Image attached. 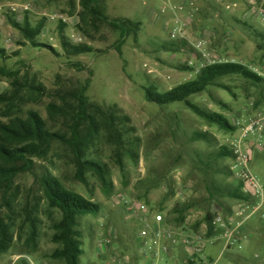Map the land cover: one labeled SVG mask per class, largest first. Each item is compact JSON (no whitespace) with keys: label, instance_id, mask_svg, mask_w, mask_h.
Segmentation results:
<instances>
[{"label":"rangeland","instance_id":"obj_1","mask_svg":"<svg viewBox=\"0 0 264 264\" xmlns=\"http://www.w3.org/2000/svg\"><path fill=\"white\" fill-rule=\"evenodd\" d=\"M80 1L0 0V50L6 53L5 58H0V68L18 72L23 81L28 80L45 89L44 95L36 102L28 97L18 102L12 114L23 116L28 111H36L50 129L59 130L60 126L49 118L48 105L60 104L57 97L76 89L90 78L91 71L93 77L88 92L89 100L105 108L116 106L120 115L129 119V127L133 132L125 135L124 141L133 145L135 159L124 157L121 167L114 160L113 147L108 146L104 139L96 143L92 154L107 168L109 182L113 185L109 195L90 173L85 176L86 185L76 181L72 156L58 144L47 161H34V172L22 174L16 180L20 193L11 213L15 221L12 230L14 243L7 254L0 256V264H61L50 257L58 248L51 242V238L54 234L53 221L59 219V214L51 213L45 201L39 203L40 239L38 249L33 254L26 253L28 231L21 233L24 210L29 203L39 202L43 197L38 179L48 172L68 190L101 207L98 216L87 217L82 221L81 230L89 238L84 241L85 253L80 260L81 264H104L105 259L113 255L137 259L141 226L133 215L126 212L122 204L124 198L166 210L174 230L189 235L200 231L204 225L198 227V224L205 216H215L228 201L227 198L212 195V178L195 170L193 160L198 150L210 152L227 146L232 135L208 126L182 104L159 107L149 103L143 89L155 85L160 92L165 93L194 80L199 66L197 59L189 53L192 52L193 44L202 37L213 38L210 53L217 59H236L250 71L264 76V50L259 48L261 42L245 26L247 24L264 32V19L260 16L264 0H132L137 2L139 9L145 3L149 16L136 17V21L142 23L139 37L137 41L129 39L121 54L114 48L118 35L107 27L100 26L98 31L93 30L92 40L84 38L76 29L80 23ZM129 1L105 0V15L110 19L124 16L133 18L132 10L138 6L135 4L137 7H134ZM191 2L196 10L188 16L193 20L188 21L190 48L175 54L162 51L161 45L169 41L168 28L174 26L175 16L171 8ZM25 6L29 7V11L20 14L11 12L12 7L22 9ZM55 13L65 16L63 23L67 28L64 35L70 41L88 44L96 53L68 60L59 44V22H52L48 18ZM26 16L34 25L42 19L47 20L38 41L53 47L61 56L47 49L19 45L22 42L21 35L13 28L10 20L21 24ZM7 35L12 36V42H7ZM78 40L81 41L76 42ZM187 67L193 70H187ZM11 81L7 77H0V95L11 91ZM219 83L227 90L213 87L193 97L191 101L203 110L223 114L230 123L233 118L248 116L252 103L260 101L264 104V85L255 86L238 77L227 78ZM26 95L27 91L24 90L23 96ZM17 108L21 112L16 113ZM0 121L7 120L0 116ZM196 132L210 133L214 143H191L189 137ZM252 155L255 156L252 171L264 180V171L260 169L264 164L261 162L264 160L263 151L253 150ZM229 164L223 162L222 167H228ZM216 179L221 186L237 182L234 177L225 179L221 175ZM182 209L186 210V219H190L186 228L175 221L178 216L173 214L174 210ZM2 213L10 216L5 209ZM251 225H257L255 231L259 230L262 235L259 238H264V220L253 218L248 223V226ZM263 242L260 239L255 243L261 246ZM179 248L173 251L169 261L159 264H185L186 252H179ZM209 253L210 248L207 247L206 254ZM220 253L221 250L216 249L215 255ZM258 262L254 259V263ZM223 263L227 264L226 255Z\"/></svg>","mask_w":264,"mask_h":264},{"label":"trees","instance_id":"obj_2","mask_svg":"<svg viewBox=\"0 0 264 264\" xmlns=\"http://www.w3.org/2000/svg\"><path fill=\"white\" fill-rule=\"evenodd\" d=\"M105 0H81L80 1V23L76 29L84 36L92 40L93 30L98 31L100 26L107 27L111 32L118 35L115 49L122 53V48L129 39L137 41L141 32L142 23L129 20L124 17L110 19L105 15ZM71 16L73 14L71 13ZM13 28L21 35L20 46L30 45L35 49H47L56 56L58 54L53 47L38 41L43 34L46 19H42L37 24H32L26 16L23 23L18 24L10 20ZM248 27L257 41L261 42L259 48L264 50V32L255 30L250 25ZM67 26L59 21L58 39L59 44L68 60L83 55L95 54V49L84 43H74L70 41L64 32ZM162 51L175 54L187 51L190 48L187 42H170L161 45ZM190 55L199 59L198 53L193 49ZM6 53L0 50V58H5ZM75 66L76 65H72ZM78 66V65H77ZM187 70H193L187 67ZM90 78L81 83L71 92L63 93L57 98L60 104L51 103L47 107L50 120L59 125V130L49 128L44 118L36 111H28L23 116H13L14 109L18 102L26 100L28 97L32 102L40 99L45 93V89L35 86L33 82L23 81L19 78V73L4 68H0V77L11 79V91L0 95V256L5 255L12 248L14 236L12 230L15 221L11 213L18 201L20 188L16 187V180L22 174H30L34 171V161H47L53 152L55 145H60L72 156V163L75 167V179L86 185V174L94 175L100 182L103 191L109 195L113 185L109 182V173L105 165L98 159L93 158L92 151L97 142L105 140V143L114 148V160L122 167L123 158L135 159L133 145H128L124 141L125 135L133 132L129 127V119L120 115L116 106L108 108L99 106L89 100L88 92L92 85V72ZM238 77L252 85H264V79L259 77L248 67L240 64H220L208 66L201 69L194 80L185 82L171 91L162 93L155 85L144 87L146 100L159 107H167L176 104L186 106L193 114L202 119L208 126L216 128L219 132L232 135L235 128L228 118L223 114L201 109L191 100L207 92L210 88L219 87L225 90L226 87L220 85V81ZM27 95L23 96V91ZM260 101L254 102V108L263 107ZM21 112L17 108L16 113ZM189 141L214 143L210 133H193ZM194 168L205 177H211L212 195L227 198L228 200L245 201L247 198L242 194L239 183L221 186L217 181V176L225 179H233V172L230 164L234 159L233 152L228 146L218 147L210 152L196 151L194 155ZM223 162H230L228 167H222ZM43 197L39 202L29 203L24 210V221L21 226V233L28 231L26 238V253L33 254L38 249L40 239V219L38 217L40 202L45 201L48 210L59 214V219L53 221L54 234L51 242L58 248L50 256L53 261L61 264H81L80 260L84 256V241L89 238L84 236L81 230L82 221L87 217L98 216L101 207L87 200L83 196L68 190L63 183L51 173L44 174L38 179ZM7 210L10 216H5L2 211ZM164 209H160L163 211ZM185 209L174 210L177 215L175 221L185 227ZM213 215L208 214L198 227L206 225L207 238H215L220 231L213 225ZM54 219V215L52 220Z\"/></svg>","mask_w":264,"mask_h":264},{"label":"built area","instance_id":"obj_3","mask_svg":"<svg viewBox=\"0 0 264 264\" xmlns=\"http://www.w3.org/2000/svg\"><path fill=\"white\" fill-rule=\"evenodd\" d=\"M195 10V5L192 2L171 8L175 20H173L174 26L168 28L170 42H190V26L185 17ZM24 11H29V7L11 8V12L15 14ZM260 16L264 19V7L260 11ZM48 18L52 22H65V16L60 13L52 14ZM1 28L2 23L0 22V30ZM212 41V37H202L193 44L194 50L199 55L198 72L205 67L220 64L243 65L236 59H217L214 57L210 53ZM7 42H12L11 35H7ZM255 74L264 79V76ZM250 108L248 116L232 119L231 125L235 128V132L230 136L227 144L234 155L230 169L247 200L242 202L228 200L221 212L213 217V225L220 231L217 237L207 238L208 229L206 225L201 227L197 233L190 235L185 232H177L168 220L166 210L160 211L144 203H137L126 198L122 199L126 212L133 215L141 226L138 235L139 253L137 258L144 264L165 262L172 257L173 251L179 247H183L187 252L185 264H224L223 258L226 253L244 250L248 240L244 233V227L253 218L258 217L264 220V180L252 171L255 158L252 155L253 150H262L264 157V106L253 109L254 103H252ZM189 223L190 219H187L184 228ZM216 242H220L223 249L217 258H210L206 254V248ZM255 260L264 263V258L260 255H256ZM104 264H134V262L122 256L113 255L106 258Z\"/></svg>","mask_w":264,"mask_h":264},{"label":"crops","instance_id":"obj_4","mask_svg":"<svg viewBox=\"0 0 264 264\" xmlns=\"http://www.w3.org/2000/svg\"><path fill=\"white\" fill-rule=\"evenodd\" d=\"M129 4H131V5L133 4L134 7L138 6L137 2H134L132 0L129 1ZM135 4H137V6H135ZM132 14H133L132 15L133 18H128V17H125V16H124V18H127V19L135 21V22H141V21H136V17H140L141 16V18H147V16H149V15H148V9H147L146 4L145 3L143 4L142 9H139V6H138L137 9L132 10ZM137 15H139V16H137ZM185 18L187 19V21H190V22L192 20V18L190 19V17L188 18V16H186ZM261 162L264 163V160H262ZM260 169L262 171H264V164H262L260 166ZM255 226H257V225L248 226V224H247L244 227V233L248 237V240L245 243L244 250L242 252H238V253H235V252L226 253L225 255H226V258H227V264H264L261 261H259L258 263H254V259H255L256 255H260L262 258L264 257V242H263V244L261 246H258L256 244L258 240H260V239L264 240V238H259L262 235H261V233H259V230L257 231V229H256V231H255ZM256 232H258V233H256ZM262 234H264V233H262ZM208 247L210 248V253H209V257L210 258H217L221 253L218 254V256H216L215 255L216 249H220L221 251L223 249L221 243H217V242L214 243V245L208 246ZM178 251L179 252L182 251L183 254H185V252H186V250L183 247H180ZM225 255H224V257H225ZM185 256L187 258V252H186ZM126 258L129 259L132 262L135 261L136 263L134 262V264H144L138 258L137 259H132L130 256H127ZM166 261H169V260H166ZM185 263H186V259H185Z\"/></svg>","mask_w":264,"mask_h":264}]
</instances>
